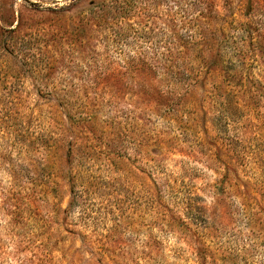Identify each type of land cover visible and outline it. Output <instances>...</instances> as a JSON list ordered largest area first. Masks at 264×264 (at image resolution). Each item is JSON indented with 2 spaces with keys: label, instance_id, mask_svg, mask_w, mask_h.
<instances>
[{
  "label": "rangeland",
  "instance_id": "1",
  "mask_svg": "<svg viewBox=\"0 0 264 264\" xmlns=\"http://www.w3.org/2000/svg\"><path fill=\"white\" fill-rule=\"evenodd\" d=\"M0 264H264V0H0Z\"/></svg>",
  "mask_w": 264,
  "mask_h": 264
}]
</instances>
